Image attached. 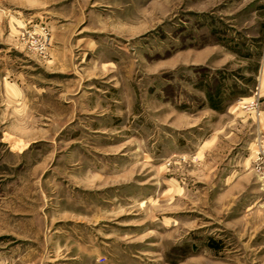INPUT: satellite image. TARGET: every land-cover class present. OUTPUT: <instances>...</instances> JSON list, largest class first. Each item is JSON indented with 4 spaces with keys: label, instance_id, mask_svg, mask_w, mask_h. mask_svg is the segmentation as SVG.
<instances>
[{
    "label": "rangeland",
    "instance_id": "374dc122",
    "mask_svg": "<svg viewBox=\"0 0 264 264\" xmlns=\"http://www.w3.org/2000/svg\"><path fill=\"white\" fill-rule=\"evenodd\" d=\"M0 264H264V0H0Z\"/></svg>",
    "mask_w": 264,
    "mask_h": 264
},
{
    "label": "trees",
    "instance_id": "16d2710c",
    "mask_svg": "<svg viewBox=\"0 0 264 264\" xmlns=\"http://www.w3.org/2000/svg\"><path fill=\"white\" fill-rule=\"evenodd\" d=\"M230 88H231L230 89L231 92H229L227 95L222 88V83L220 82L215 92L213 90L208 91L207 100H208L209 106L217 111H220V112L224 111L227 105L232 100H235L237 96L239 95V93L241 92L239 90L238 85L236 86L232 85Z\"/></svg>",
    "mask_w": 264,
    "mask_h": 264
}]
</instances>
